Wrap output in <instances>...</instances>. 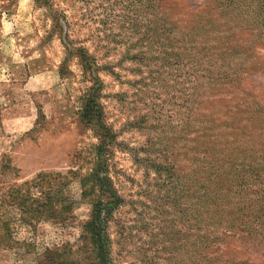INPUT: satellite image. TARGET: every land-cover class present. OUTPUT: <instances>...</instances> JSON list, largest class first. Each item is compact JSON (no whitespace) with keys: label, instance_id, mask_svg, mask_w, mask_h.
Masks as SVG:
<instances>
[{"label":"rangeland","instance_id":"obj_1","mask_svg":"<svg viewBox=\"0 0 264 264\" xmlns=\"http://www.w3.org/2000/svg\"><path fill=\"white\" fill-rule=\"evenodd\" d=\"M90 91L117 198L108 264H264V0H0V198L67 172L72 203L56 223L3 203L0 264L87 252L105 201L80 185L101 136L80 120Z\"/></svg>","mask_w":264,"mask_h":264},{"label":"trees","instance_id":"obj_2","mask_svg":"<svg viewBox=\"0 0 264 264\" xmlns=\"http://www.w3.org/2000/svg\"><path fill=\"white\" fill-rule=\"evenodd\" d=\"M91 90V89H90ZM92 91L86 97L83 108L80 114V120L86 127L94 128L101 135L99 137L98 147H96V161L93 169L87 177L80 179V185H84V181L89 185L87 194L100 192L105 201L96 199L91 203V210L89 218L81 225L83 235L81 237L83 243L88 244L87 252L81 250V246L76 252H71L70 249L63 248L46 249L37 264H108L106 261V238L103 236L105 223L110 215L113 205H116L117 198L113 195L112 190L109 188L108 178L101 174L102 172V157L103 147L106 145V140L110 138L107 131L99 125L101 111L99 104L91 96ZM8 170L7 165L0 164V175L5 174ZM3 174V175H4ZM2 175V176H3ZM74 175V174H72ZM67 175L59 173H36L30 180L24 181L20 184L11 183L9 185L8 193L4 198H0V206L3 203H8L6 206L11 210L20 213L22 221H30V219L38 222L39 219L49 220L52 222L59 221L60 217H64L68 211L71 210L72 203L66 197H62L61 190L59 189ZM1 177V176H0ZM5 184L0 182V186ZM30 190H33L37 195L35 198H30ZM85 191V190H84ZM83 191V192H84ZM85 193V192H84ZM16 211V213H17ZM15 215V214H14ZM0 230L5 231L4 235H0V243L2 238L9 233L8 228L4 223L0 222ZM85 241V242H84ZM83 247H86L85 245ZM79 258H72L77 256ZM83 255L85 257H83Z\"/></svg>","mask_w":264,"mask_h":264}]
</instances>
